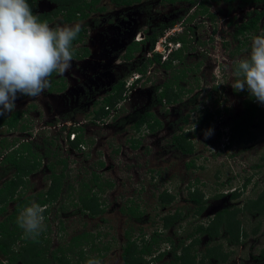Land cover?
<instances>
[{
    "label": "rangeland",
    "instance_id": "rangeland-1",
    "mask_svg": "<svg viewBox=\"0 0 264 264\" xmlns=\"http://www.w3.org/2000/svg\"><path fill=\"white\" fill-rule=\"evenodd\" d=\"M44 4L45 2L38 6L36 3L37 13L55 8V5L48 4L45 9ZM236 5L233 12L228 14L226 5L217 6L213 3L211 10L216 13L215 21L209 18L202 19L200 15L186 23L185 29L189 27L191 29L185 30L184 35L180 34V37L186 39L185 58L181 62H175L173 70L167 71L160 65H153L147 74L142 76L137 67L146 59V50H141L138 54L139 59L130 65L123 64L115 68L109 61L90 64L88 71L90 75L91 69L97 70L105 66L108 67L107 80L112 79L113 83L122 79L126 83V89L129 88L126 100L113 109L104 121L93 120V112L100 106H95L93 101L107 94L109 91L106 89L107 85L105 88H99L97 97L84 101L68 94L64 95L66 92L50 93L47 89L37 97L18 94L15 104L18 110H26L27 117L23 119L22 124L27 125V132L20 128L14 132L7 130V127L0 129V162L2 152H9L4 149V145L16 140L20 142L22 138L34 139L33 150L44 156V160L41 167L25 179L26 185L23 190L27 196H35L32 203H36L39 193H45L50 187L51 174L47 169L48 165L57 158L65 159L68 165L61 196L49 208L48 220L44 219V230L41 232L46 233V237L50 239V252L60 246L68 247L73 237L83 231H90L94 235L93 243L85 246L83 252L82 247H79L69 253L74 264H86L89 259L96 258L102 264H124L122 253L127 232L132 233L133 239L137 240L139 245L150 243L155 233L160 232L159 243L154 245L151 255H146L145 261H148V264H170L174 258L172 248L193 233L198 224H207L222 209L242 207L247 199L255 198L264 191V126L256 122L252 125L257 139L250 143H242L239 140L231 142L230 138V122L243 112V101L246 99L244 90L236 91L232 88L237 79H242L235 76L234 72L237 62L250 55L252 40L257 36L248 38L249 49L232 56L237 50L238 43L232 40L234 28L228 25L229 18H235V22L242 21L249 11ZM100 7H105V11L90 12V17L84 21L65 24L62 18H59L51 27L80 24L92 33L93 26L99 24L101 19L118 12L110 0H101L95 8ZM161 11L171 15L178 14L176 25L182 23L183 17H190L195 13L188 3H178ZM260 28L259 35H262L264 18ZM86 37L89 38V35ZM142 47L143 45L141 49ZM78 49L73 46V52L78 51V56H73L71 67L62 75L57 74L65 79L67 87L84 78L83 74L77 71L72 75L74 80L70 75L74 69L72 63L86 61L84 57H80L85 49L84 44ZM120 56L121 52H118L113 60H118ZM217 63L223 72V84L219 86L213 75ZM77 67L80 70L81 66ZM182 69L186 73L180 83L185 88L184 99L178 104H160L157 97L161 90L156 91L157 87L168 80L176 70ZM219 105L221 109L227 110H223L215 118L213 127L199 126L197 119L201 114L198 110L194 111L195 108L206 107L215 110ZM147 111L152 112L162 122V128L155 132L146 128L141 132L134 131L133 123L141 113ZM188 113H191V116L185 130L190 131L191 141L195 147L193 155L184 156L173 148L171 139L177 126L181 124V118ZM67 123H71V127L62 129L63 125H68ZM81 123H84L81 134L87 141L86 147L71 150L70 146H67V133L70 131L69 128L72 129ZM209 129L212 134L206 138L205 133ZM132 138L141 139L142 144L139 148L132 147L130 142ZM52 142L54 143L51 144ZM45 148L52 152L50 156L44 155ZM55 153L57 157H54ZM193 160L196 166L188 168L187 164ZM100 161L105 166L101 167ZM57 167V172L61 173L63 165L58 164ZM94 173L101 176L102 182L112 184L104 192L94 189L100 193L98 195L100 202L105 205V212L95 217L85 211L82 212L81 206L75 205L80 183L90 180ZM12 176L13 174H10L9 178ZM2 183L3 179L0 180V186ZM69 185H73L74 188L70 190ZM191 185H197L206 196L207 208L200 216H195L194 205L187 199V190ZM166 190L175 196V200L169 205L162 206L159 196ZM235 190L241 193L236 199L230 196ZM13 205L14 203L9 205L10 212L13 211ZM131 205L139 207V212H142L140 220L123 211ZM176 210L182 211L186 218L172 228L163 230V217L174 214ZM6 216L7 214L0 216V222ZM239 219L249 232V237L235 246L229 245L222 235L216 242H212V245L223 244L224 251L231 253L227 261L209 260L204 264H264V261L257 259L264 250V216L244 212L240 214ZM257 226L258 234L252 233ZM168 238L172 239L169 244L165 242ZM209 241L207 236L201 238V244L197 248L199 257ZM22 245V240H18L15 249L19 250ZM165 249L167 254L162 260L154 261V256H158ZM80 252L84 253L86 259L78 262ZM5 261L8 264L7 258L0 255V263Z\"/></svg>",
    "mask_w": 264,
    "mask_h": 264
},
{
    "label": "trees",
    "instance_id": "trees-1",
    "mask_svg": "<svg viewBox=\"0 0 264 264\" xmlns=\"http://www.w3.org/2000/svg\"><path fill=\"white\" fill-rule=\"evenodd\" d=\"M34 1L27 0L32 12L35 14ZM52 1L58 4V8L50 13L37 15L41 22L46 21L48 24H51L56 18L61 16L63 23L71 24L89 18L90 12L105 10L103 7L98 9L95 8L100 0ZM114 1L118 4L131 5L142 0ZM164 1L176 4L179 0ZM182 1L188 3L191 8L197 7L194 11L195 13L189 17L188 21H192L200 15H208L212 21H215L216 14L211 12V5L213 3L217 6L226 5L228 8V14L233 12L236 4L239 8L249 9L242 21L235 22L234 18L230 19L228 22V25L234 28L232 40L238 43L237 50L232 53V56H236L237 53L249 49L248 38L250 36L259 35L261 30L260 24L264 18V0H203L199 5L196 0ZM175 24V21L172 22L170 27H173ZM86 32V27L82 26L77 39L73 41V46L84 39V34ZM162 34L163 31L150 36V51L155 49L156 43ZM173 40L182 42V47L173 51L166 61H163L160 54H155L153 59H145L140 65H138L137 71L142 76H145L152 64L160 65L167 71L175 69L174 63L177 61L181 62L185 58L186 39L185 37H179L177 39L173 38ZM225 45L227 46L228 44ZM140 50L141 47L139 43H136V45L130 48L127 58L133 60L134 53L139 52ZM88 54L89 51L86 49L82 56H87ZM73 56H75L74 52ZM57 74L58 73H53L50 77L52 82L49 87L50 91H62L66 88V85L63 83L59 88L55 89L58 82L54 80V77ZM185 74L184 69L176 70L168 80L157 87L156 91L161 90L157 97L160 104H178L184 99L186 94L185 88L182 87L180 83L184 79ZM188 93H192V91H188ZM126 94V83L121 81L113 92L102 100L101 105L97 110L94 111L93 120L104 121L113 109L117 108L123 100H126ZM243 94L246 96V99L243 101V112L238 117L231 120L229 129L231 132L230 138L231 142L239 140L242 143H250L257 139L256 134L252 130V125L256 122L260 126H264V104L257 102L247 90H244ZM97 104L98 103H96V106ZM197 110L199 111V114H201L197 119L199 126L203 128H212L215 123V118H217L223 110L227 109H221V106L219 105L215 110L206 107L203 109L196 107L194 111ZM191 113H188L181 118V124L177 126L171 139L173 148L184 156L193 155L195 147L191 141L190 131L185 130V125L189 123ZM22 116L23 114L20 111L14 110L11 113H6L4 116H0V129L2 127H8V130H17L19 128L22 131L27 130L26 125L22 124ZM162 126V122L152 112L147 111L139 115L133 123L132 128L136 132H141L144 128L151 132H155L162 128ZM81 131H83L81 127L70 129L68 135L69 140L71 133H76L77 135L75 140L70 141L75 149H81L83 144L87 143L83 138ZM130 142L134 149L139 148L142 144L141 139L132 138ZM18 143L19 141L16 140L4 145V149L9 150V152H2L3 160L0 162V180L3 179V183L0 186V216L7 214L6 218L0 222V255L7 258L8 264H74L73 261H71L72 256L69 254L70 251L73 252V250H76V248L82 247L83 245H91L94 240V235L92 233L85 231L84 233L73 237L70 240L68 247L60 246L56 250L50 252L51 242L50 239L46 237V233H41L37 240L33 241L32 239L25 237L23 229L17 224L20 212L24 208L30 206L32 200L35 199V196H27L23 190L24 185H26L25 179L41 167L44 158V156L42 157L39 153H36L33 150L32 142H22L19 146L15 147ZM53 143L54 142L51 144ZM2 144H4V142ZM44 153L45 156H50L52 154V152L47 149ZM54 157H57V153L54 154ZM58 164L63 165L64 167L61 173L57 172ZM99 165L101 167L105 166L102 161L99 162ZM67 166V161L65 159L57 158L56 161H53L47 167L51 174V184L45 193H39L36 200V204L41 206L47 205V208L43 213L45 220H48L49 208L54 205L61 196L65 184V170L67 169ZM195 166L196 164L194 160L187 164L188 168ZM10 174H13L11 178H9ZM111 185L112 184L109 182H102L101 176L94 173L90 180H84L80 183L78 201L75 203L76 207L78 205L81 206L82 212H89L93 217L105 212V209L102 208L103 203L100 202L98 197L100 193L96 192L94 189L97 188L99 192H104L105 189ZM246 186L247 184L245 187ZM73 188V185H69L70 190ZM187 193L189 203L194 205L193 211L195 212V216L202 215L207 208V200L203 191L199 189L197 185H191L188 187ZM240 195L241 193H238L237 190L232 193L234 199L238 198ZM174 200L175 196L169 193L168 190L164 191L159 196V201L162 206L169 205ZM10 203H14L12 212L8 209ZM61 208L64 209V206ZM123 211L128 213L131 217H136L138 220L141 218L142 212H139V207L131 205ZM244 212L254 216H264V191L259 193L255 198L247 199L242 207L236 209H222L217 212L207 224H198L193 233L187 235L178 245L172 248L171 252L173 253L174 258L170 264H204L209 260L226 262L231 253H226L224 251L223 244L212 245V242H216L223 235L229 245L238 246L245 238L249 237V232L239 219L240 214ZM185 218L186 216L180 210H176L174 214L166 215L163 217V230L172 228ZM258 232L259 226H257L252 233L258 234ZM159 234L161 233H155L150 243L139 245L138 241L133 239L132 233L130 231L127 232L126 243L122 253L123 263L148 264V261H145V257L146 255H151L153 253L154 245L159 243ZM203 236H207L210 241L206 244L205 251L201 257H199L197 254V248L201 244V238ZM18 240H22L23 243L19 250L15 249ZM188 240L190 243H187ZM165 242L169 244L172 242V239L168 238ZM81 251L83 252V249ZM166 254L167 249L160 252L158 256H154V261L162 260ZM79 256L78 262L82 259H86L84 258V253L80 252ZM257 259L259 261H264V250L261 251Z\"/></svg>",
    "mask_w": 264,
    "mask_h": 264
},
{
    "label": "clouds",
    "instance_id": "clouds-1",
    "mask_svg": "<svg viewBox=\"0 0 264 264\" xmlns=\"http://www.w3.org/2000/svg\"><path fill=\"white\" fill-rule=\"evenodd\" d=\"M80 31V24L53 28L46 21L41 22L27 0H0V116L15 109L18 94L40 96L50 86L53 73L62 75L71 67L73 41ZM213 75L217 86L222 85L219 63ZM234 75L242 77L232 85L234 90L246 89L257 102L264 104V34L253 38L250 55L237 62ZM211 134L209 129L205 137ZM46 208L47 205L32 203L20 212L17 224L26 238L36 241L40 236ZM86 264L102 262L96 258Z\"/></svg>",
    "mask_w": 264,
    "mask_h": 264
},
{
    "label": "flooded vegetation",
    "instance_id": "flooded-vegetation-1",
    "mask_svg": "<svg viewBox=\"0 0 264 264\" xmlns=\"http://www.w3.org/2000/svg\"><path fill=\"white\" fill-rule=\"evenodd\" d=\"M110 1L113 3L114 8L118 12L112 16L110 15L107 18L101 19L99 24H96L93 26L94 28H93L92 33H89V31H87L84 34L85 35L84 39L81 42L76 43L74 45L78 49L80 46H83V44H84L85 49L83 50L80 57H84V59H86V61L76 63L77 65L81 66V67H79L80 70H78V67L75 63H72V65L74 64V69L70 75L72 78V75L75 73V71H77L78 73H82L84 78L81 81L74 83V85L67 87L65 79H63L59 75H56L54 77V79L56 78L55 81H57L58 84H57V86H55V89L59 88L63 83L66 85V88H65V90H62V91H50L49 90L50 86H49L47 88L48 92H50V93L61 92L62 94L66 92L64 95L68 94L69 96L75 97L77 100L82 99L84 101V100H87L90 98L97 97L99 95V93H98L99 88H105V86L107 85L106 89H109L107 94L104 97L99 98L100 101L99 100L93 101V104L95 106H96V103H98L97 104V107H98L99 105H101L102 100L106 96H108L110 93H112L113 90L123 80L118 79L117 81H115V79H113V81H115L113 83H112V79H111V81L107 80L106 77L108 74V70H107L108 67H105V66H104V68H99L97 70L91 69L92 74L90 75L88 73V71H90L89 65L92 64L93 62H97V63L101 62L102 63L105 61L112 62V65L115 68H118L119 66H121L123 64L130 65L131 62L137 61L139 59L138 54L141 53V50L147 51L145 54L146 59H153L154 56L151 57L148 55V53L150 52V44H151L150 43V36L163 31L165 27L166 28L170 27V24L172 22L176 21V15L178 16V14L171 15V14H167L161 10L165 9V8H172L178 3H186L185 1H182V0H179L176 4L168 3V2H165L164 0H142L140 2H136V3H133L131 5H124V4H118L114 0H110ZM43 2H45L44 8L48 4L55 5V8L50 10V11L37 13L36 12V9H37L36 3H38V6H40ZM153 2H155V3H153ZM56 8H58V4L53 2L52 0H35L34 1V12L36 15H41L44 13H50L53 10H55ZM100 8H102V7H100ZM103 8H105V7H103ZM196 8L197 7H194L193 9L195 10ZM214 14H216V13H214ZM59 18H62V17L60 16V17L56 18V20ZM177 18H179V17H177ZM187 18H189V16H185L182 19H186L187 22H189ZM230 19H232V18H229V20ZM54 22H52L51 24H53ZM51 24H49L50 27L53 26ZM147 29L149 31H147ZM139 34L142 35L141 36L142 37L141 42H137V40H136V38ZM86 35L87 36L89 35V38L86 37ZM86 38L88 39L87 41L85 40ZM136 43H139L140 47H141V45H143V47H142L143 49H141L139 52H135L134 53V59L129 60L127 58L128 52L132 46L136 45ZM86 49L89 51V54L87 56H82L84 54V52L86 51ZM78 50H80V49H78ZM77 52L78 51H74L75 56H78ZM118 52H121V56L118 58V60H113L114 56L116 54H118ZM117 61H119V62H117ZM153 65L156 66V64H152V66ZM102 71H103V74H102ZM97 73H98V75H97ZM72 79L74 80L75 78H72ZM102 80H104V81H102ZM100 81L104 82V84H101L102 82H100ZM51 83L52 82L50 80V85H51ZM128 89L129 88H127V91H128ZM73 95H75V96H73ZM14 111H20L23 114L22 121H23V119H25L27 117L26 110L25 111L21 110V109L18 110L15 107ZM93 114H94V112H93ZM95 121H97V120H95ZM83 124L84 123L78 124V126L76 125V128H78V127L83 128V126H84ZM66 126H68V125H63L62 129H65L63 127H66ZM26 127H27V125H26ZM2 128H4V127H2ZM73 128H75V127H73ZM7 130H8V127H7ZM9 131L14 132L15 130H9ZM25 132H27V130ZM27 135L29 136V134H27ZM29 141H31V138H22L20 142H29ZM83 145H86V144H83ZM78 150H80V149H78ZM49 173H50V171H49ZM230 196H232V194ZM77 201H78V198H77ZM102 208L105 209V205H102ZM87 213L89 214V212H87ZM103 213H101V214H103ZM84 232L85 231H83L82 233H84ZM87 232H90V231H87ZM85 246H87V245L82 246L83 250H84ZM79 257L80 256H78V258Z\"/></svg>",
    "mask_w": 264,
    "mask_h": 264
},
{
    "label": "built area",
    "instance_id": "built-area-1",
    "mask_svg": "<svg viewBox=\"0 0 264 264\" xmlns=\"http://www.w3.org/2000/svg\"><path fill=\"white\" fill-rule=\"evenodd\" d=\"M196 1H198V5H199V3L203 0H196ZM211 12H212V10H211ZM201 17H202V19L203 18H209L210 19V17L208 15H203ZM186 23H187V20L183 19L181 24H177V25L175 24L173 27H167L166 29H164L162 36L158 39V41L156 43L155 49L150 51L148 53V55L153 57L155 54H160L162 56L163 61H166L169 58V55L173 51L178 50L182 47V42L174 41L173 38L177 39L180 37V34L184 35V33L186 31H189V29H191V27H189V29H187V30L185 29ZM176 32H178V33H176ZM141 36H142L141 34H139L137 36V38H136L137 42H141V40H142ZM67 124H68V127H71V123H67ZM69 133H70V131L67 133V136H66L67 146L68 147L70 146L71 150L72 149L75 150V148L71 145L70 141L75 140L77 135H76V133H71L70 140H69V138H68ZM85 147H86V145L82 146L83 149H85ZM1 160H2V158H1Z\"/></svg>",
    "mask_w": 264,
    "mask_h": 264
}]
</instances>
